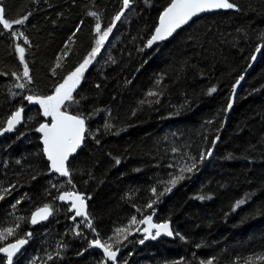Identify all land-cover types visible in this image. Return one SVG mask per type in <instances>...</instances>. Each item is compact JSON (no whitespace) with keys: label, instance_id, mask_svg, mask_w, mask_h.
Returning <instances> with one entry per match:
<instances>
[{"label":"trees","instance_id":"1","mask_svg":"<svg viewBox=\"0 0 264 264\" xmlns=\"http://www.w3.org/2000/svg\"><path fill=\"white\" fill-rule=\"evenodd\" d=\"M230 2L233 10L203 16L149 50L170 0H130L127 8L123 0H0L9 20L28 16L13 25L27 43L0 25V128L26 109L0 141V247L28 239L35 264H113L96 239L118 249L116 264H264V0ZM97 24L112 31L66 108L84 118L86 141L60 179L50 176L37 131L51 117L26 97L54 94L95 49ZM193 162L175 186L166 183ZM65 191L84 197L91 227L57 199ZM44 206L51 219L33 227L31 215ZM148 215L169 224L172 237L146 239L134 233L139 224L127 239L116 233Z\"/></svg>","mask_w":264,"mask_h":264},{"label":"snow or ice","instance_id":"2","mask_svg":"<svg viewBox=\"0 0 264 264\" xmlns=\"http://www.w3.org/2000/svg\"><path fill=\"white\" fill-rule=\"evenodd\" d=\"M130 0H123V5L125 8L129 6ZM236 5L230 0H170L169 6L164 10L163 14L159 17V27L155 28V34L147 41V46L151 47L152 44L158 40H164L171 36L176 29L180 28L182 25L188 23L194 16L198 14L210 10L217 9H233ZM90 15L97 16V13L91 12ZM123 12L119 13L115 20H120ZM28 19V16L25 15L23 18L9 20L5 16V9L2 5H0V25L3 26L4 29L11 30L13 25H21L24 24ZM114 26V25H113ZM78 30V29H77ZM96 33L99 38L96 41V47L91 52L90 56L80 64L74 71L67 75V78L61 83L56 89L54 95H48L46 97H37V96H27L26 99L32 103L39 104L43 108V115L46 117H51L50 124H41L37 131L43 133V143L45 145L44 152L47 154L48 160L51 162V169L61 176L68 177L70 176L69 169L67 167V161L69 157L76 152V150L80 147L82 141L84 140L85 134V120L79 115H71L67 111H61L62 107L65 104V101L73 100V92L76 90L78 85L81 82L83 77V73L91 63L92 58L97 55L100 51L101 46L104 44L106 39L108 38L109 33L112 31V27H109L107 30L102 31L100 24L96 25L95 28ZM18 35L22 36L23 33H19ZM27 43V40H25ZM259 48H257V52H259ZM19 52V58L22 63H24V54L25 48L19 47L17 48ZM255 59V56L252 57ZM60 66L59 63L56 65ZM22 78L25 79L26 82H31V77L29 75V69L27 63H24ZM20 79V77H18ZM244 77L240 76L237 85H239V81L243 80ZM234 86V90L235 87ZM17 87L24 88L25 84H18ZM216 89L212 88L210 92H215ZM149 96L156 95L154 92H149ZM231 108V104L228 105ZM23 108L18 109L13 114H11L10 118L6 121V126L0 128V135H3L4 132L12 131L15 126L22 121V113ZM211 151L207 152V156H211ZM204 155L202 154L200 157V162L203 161ZM195 161V158H192ZM119 163V160L116 161ZM196 168V163L193 162L191 165H186L183 168H180L179 171L181 175L174 176L172 179L168 180L166 183L170 186H175L179 180H182L183 173L185 171L191 172ZM71 183V180H69ZM74 187V185H73ZM6 192H10L11 189H6ZM164 191H171V187H166ZM153 194H155L156 189H152ZM4 198L3 195H0V200ZM59 200L70 201V206L75 210V216H84L87 218L86 212V204L84 197L82 195L77 194L75 191H65L61 195L57 197ZM203 199V197H201ZM244 200H240L237 202V207L240 204H243ZM147 207L151 208L152 204L149 203ZM51 215V209L49 206H44L43 208L38 209L34 215L31 217V223L36 224L39 221L46 220L48 216ZM75 219V217H73ZM144 224L147 225L146 228L143 229L144 232L148 233L145 237L156 239L163 231L165 234L171 236L173 235L169 224L167 223H153L152 215H148L140 221H137L136 217L133 216L131 219V223L128 227L118 228L116 229V233L119 235H123L124 239H127V235L125 233L130 232L132 225ZM89 227H91V223L89 222ZM152 229H156L155 233H152ZM140 231L139 228L136 229ZM7 235L13 234V228L9 227L6 230ZM27 235H31L28 233ZM4 238V233L0 232V239ZM27 242L26 239H17L14 243H10L5 247H0V252L5 253L7 257V264H12L13 256L20 250V247L23 246ZM119 242V241H117ZM143 243L144 241H139ZM91 244L95 247L101 248L105 254V256L116 264L118 249L113 250V245L108 242H101L99 239L93 240ZM51 258V257H49ZM264 258V257H262ZM103 264H107V261H104Z\"/></svg>","mask_w":264,"mask_h":264},{"label":"water","instance_id":"3","mask_svg":"<svg viewBox=\"0 0 264 264\" xmlns=\"http://www.w3.org/2000/svg\"><path fill=\"white\" fill-rule=\"evenodd\" d=\"M231 10H233V9H217V10H210V11L202 12V13L198 14L197 16H194L191 20L188 21V23H186V24L182 25L180 28L176 29V31L173 32V34H172L171 36H169L168 38H166V39H164V40H158V41L154 42V43L152 44L151 47H148V46H147V48H148L149 50H153V49L157 48L158 46H160V45H162V44H164V43L170 41L171 39H173V38L179 33V31H181L182 29L188 27L193 21H195V20H197V19H199V18H201V17H203V16L210 15V14H215V13L229 12V11H231ZM163 12H164V11H163ZM162 14H163V13H162ZM162 14H161V15H162ZM157 27H159V21H158V25H157ZM154 34H155V31H154L153 35H154ZM259 49H260L259 52H256V54H255V59L252 61V65L247 69L246 73L244 74V76H243L244 79L241 80V81H239V85L235 87L236 92H239V91H240L241 87H242L243 84L245 83V80H246L247 75H249V74L251 73V70L253 69V67L255 66V64L259 61V59H260V57H261L262 50H263V46H261ZM236 85H237V84H236ZM23 110H24V111H23V113H22V121H21V123L17 124V125L15 126V128H14L12 131L4 132L3 135H0V141L3 140L4 138H6L7 136L13 135V134L16 132V130H18L19 127L24 123V118H25V114H26V109H23ZM69 114H70V113H69ZM71 115H72V114H71ZM50 123H51V121H50L49 123H44V124H50ZM38 133H39L40 138H41V145H42L43 152H44V147H45V145H44V143H43V133H42V132H39V131H38ZM86 135H87V125H86V123H85V134H84V140L82 141L80 147L76 150V152L73 153V154L69 157V159H68V161H67V167H69L70 162H71V161H72V160L78 155V153L80 152V150L83 148V146H84V144H85V141H86ZM44 156H45L46 161H47L48 164H49V168H50V176H57V177H59L60 179H68V178H69V176H68V177L61 176L59 173L53 171V170L51 169V162L48 160V158H47V154H46L45 152H44ZM73 210H74V209H73ZM35 212H36V211H35ZM35 212H34L32 215H34ZM86 212H87V209H86ZM32 215H31V217H32ZM52 215H53V210L51 209V215H49L48 218H47L46 220L39 221V222L36 223V224L31 223V217H30V224H31L33 227L41 226V225L47 223V222L49 221V219H51ZM82 217H84V216H82ZM152 222L155 223L153 219H152ZM155 231H156V229H152V233H153V234L155 233ZM171 237H172V235L169 236V235L165 234L163 231H161V234L158 236V238H163V239H168V238H171ZM26 240H27V242H26L23 246H21V247H20V250H19V251L13 256V258H12V263L14 262L15 259H17V258H18V257L24 252V250H25L26 247L28 246V242H29V241H28V239H26ZM0 256H2V257H4V258L7 259L5 253H3V252H0Z\"/></svg>","mask_w":264,"mask_h":264},{"label":"rangeland","instance_id":"4","mask_svg":"<svg viewBox=\"0 0 264 264\" xmlns=\"http://www.w3.org/2000/svg\"><path fill=\"white\" fill-rule=\"evenodd\" d=\"M12 31H11V37L13 38V40L15 41V42H19L20 41V39H23V42L25 41V38H23V35L22 36H20V35H18L19 33H22V28L21 27H17V28H13V29H11ZM98 38H99V36H98ZM20 47V46H19ZM102 47H103V45L101 46V48H100V51L102 50ZM18 48V47H17ZM100 51L97 53V55L100 53ZM17 53H18V56H19V52L17 51ZM96 55V56H97ZM94 63V57L92 58V61H91V63L88 65V67L86 68V70L84 71V73H83V77H82V79H81V82H82V80H83V78H84V75L86 74V72H87V70L92 66V64ZM24 80V83H26V81H25V79H23ZM80 82V83H81ZM80 85V84H79ZM79 85H78V87H79ZM77 87V88H78ZM77 88H76V90H77ZM75 90V91H76ZM75 91L73 92V95H74V93H75ZM54 94H55V92H54ZM53 94V95H54ZM71 101H65V104H64V106L62 107V109H61V111H66V108H67V106L69 105V103H70ZM24 218H25V216H21L19 219H21L22 221L24 220ZM79 218L81 219V223H80V225H82V226H85V227H87L88 228V223L90 222L89 221V219H88V216H87V218L86 217H82V216H79ZM147 227V225H144V224H139L138 225V227L137 228H139L140 229V231H135L134 233L135 234H138V235H140V236H146V235H148V233H146V232H144L143 231V229L144 228H146ZM76 229H77V226H76ZM48 256L49 255H51L50 253H48L47 254ZM20 262L19 263H16V264H35L38 260H39V257H38V254L37 253H33L32 251H27V252H23V254H21L20 256ZM18 260V261H19Z\"/></svg>","mask_w":264,"mask_h":264},{"label":"flooded vegetation","instance_id":"5","mask_svg":"<svg viewBox=\"0 0 264 264\" xmlns=\"http://www.w3.org/2000/svg\"><path fill=\"white\" fill-rule=\"evenodd\" d=\"M71 211H75V210H73L72 208H71ZM79 217V216H78ZM16 260V259H15Z\"/></svg>","mask_w":264,"mask_h":264}]
</instances>
